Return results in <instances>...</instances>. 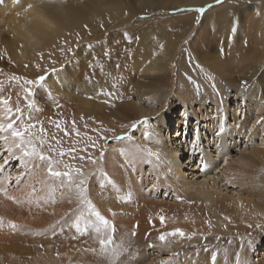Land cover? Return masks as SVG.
Segmentation results:
<instances>
[{
    "label": "rangeland",
    "instance_id": "rangeland-1",
    "mask_svg": "<svg viewBox=\"0 0 264 264\" xmlns=\"http://www.w3.org/2000/svg\"><path fill=\"white\" fill-rule=\"evenodd\" d=\"M140 1L143 0H17L16 5L4 9L7 14L6 18H10L13 14L17 21L20 15L30 8L29 6L41 4L40 8L44 10V13L50 16L52 14L51 18L59 24L56 23L57 32L52 37L50 36L48 41L40 47L33 48V53L37 55L34 59L19 50L21 42L15 40L14 33L8 27V21L2 9L0 10V101H7L6 105L0 103V124L6 126L11 122L18 130L27 128L25 140L31 139L37 151L46 157L45 160H40L38 156H24L22 147L27 148L28 151L32 149L26 144L18 147L19 140L13 138L10 131L0 132V191L4 195L9 193L15 195L29 184L30 189L28 190L31 192L29 198L33 196V199L34 197L36 200L40 199L39 202L48 201V205L40 209L37 204L33 206L37 211L33 213L37 216L35 221L40 224L43 222L42 225L31 223L36 222L31 221L28 215L21 217L24 221L28 218L25 222L21 221L20 217H18L19 221H14L9 217L0 216V243L4 242L0 245V249H4L0 250V264H264V159L253 158L248 165L240 168L243 175L250 174L251 181L256 187L255 193L259 195L256 202L261 209L259 211L255 209V214L248 219L249 221L247 220L248 223L244 221L246 222L245 228L242 226L244 230L243 228L238 230L239 232L233 236V241L225 243L222 238L227 235L229 237L230 233L219 232V223L214 220V216L209 215V208L196 204L192 199H187L186 196L170 187L168 189L159 187L157 190H152L157 183L163 180V167L157 159H154L153 154L141 148L137 140L136 125L142 119L133 123L138 116H132L131 121H125L112 115L114 109L125 105L130 107V105L142 103L143 107L150 109L151 106L147 101L152 95L158 102L166 99V105L176 106L178 101L176 102L173 97L174 92L169 93L175 85L187 83L192 87L196 85L197 88L204 87V84L210 86L207 77L195 63L188 49L191 45L195 50H199L202 42L207 39L214 43L215 48L211 54H215L216 59L206 62L204 66L212 73H215L218 68L224 74L232 72L229 77L233 83H227L225 91L230 95V106L236 109L234 106L237 102L235 99L238 84L236 79L242 77L243 72L248 70L249 65L252 64L249 59H246V56L248 57L247 48H253L255 44L264 45V0H221V2L194 0L195 6H186L180 0H162L164 5L171 7V10L164 9L160 12L149 7L141 11L140 6L143 7L144 3L138 4ZM124 2L129 7L121 6ZM179 2L183 7L177 5ZM78 4L82 12L77 11ZM229 8L233 10L230 11ZM55 9L62 11L61 17L55 14ZM201 9L203 11H199ZM94 10H98L97 13L103 15H110L109 25L104 26L101 22L103 15L96 14ZM132 10L140 14L135 20H133L135 17L130 19L133 16ZM76 12L80 13L78 20L74 15ZM228 12L232 14L230 17H234L235 13L239 15L233 23L234 26L226 20L220 21L216 27L210 26V20L214 16ZM187 13L197 15L196 19L195 17L193 19L195 24L191 27L190 33L180 41L172 35L175 32L172 26L160 29L158 32L143 33L142 30L148 27L149 23H145L142 27L137 23L150 17L151 20L158 18L157 22L163 21L164 24H170L175 17ZM94 16L97 20L93 18ZM65 19L70 20L67 23L72 25L71 31L65 29L63 25ZM96 29L101 31V37L98 40H95V35L91 33ZM83 32L90 35L85 39L89 41L86 46L79 45L80 38L84 35ZM159 32L164 33L151 35ZM167 47L170 50L176 49L174 56L171 57V54L165 52ZM81 49L85 50V53L81 52ZM20 55L24 57L23 61ZM107 58H109L108 61H106ZM64 62L68 65L62 64ZM152 67L154 71L148 69ZM74 71L81 76L79 82H75L67 73H74ZM57 74H61V79H64L65 88L58 85L57 90L48 87V78L51 76L55 78ZM227 77L224 76V78ZM225 82L227 80L219 83ZM251 86H255V83L253 82ZM119 94L121 96L117 97ZM85 98L89 100L90 108L98 114L91 111H85V113L80 111L81 108L76 105V102L84 101ZM110 98L111 100L113 98V101L116 99L117 102H110ZM244 99L238 98L237 103L240 106L238 114L240 120L242 117H249L256 110L246 97ZM107 100L109 104H106ZM208 105L207 112H210L213 104L209 102ZM8 109L11 111L9 112ZM128 111H130L129 108ZM176 112L177 119L171 124L169 129L171 134L169 132L168 136L177 141L180 138V132L184 134V124L177 134L178 121L185 122L186 119L184 120V116L181 115L182 108L177 107ZM150 119L147 121L152 124L154 121ZM190 122L191 129L195 120L191 118ZM128 124H133L131 129H128L132 135L123 136V131ZM191 132L193 131L190 130L188 139L191 138L192 141L194 135ZM244 139L245 137L242 136L237 140L240 142ZM259 139L257 138V143ZM208 141H212L211 136H206L205 142ZM244 142L237 143L238 146L233 152L231 151L234 159L240 153L248 154L251 147L257 145L256 142L255 144H249V142L244 144ZM226 143L225 148H232L233 142L230 139ZM124 145L127 146L126 149ZM61 153L64 154L61 155ZM202 157V154L197 155L195 159L188 158L186 155L181 156L185 178L189 182L202 180L200 171L204 166H201L199 162ZM134 158L140 160L139 167L138 164H132L136 162ZM216 164H219L216 170L219 172L225 161H217ZM49 166L53 172L68 173V175L53 176L49 172ZM53 178L55 182H52ZM81 180L84 184H80ZM43 182L46 188L42 186ZM223 183L221 181L219 185ZM133 185L139 194L144 195L148 202L153 203L152 206L147 204L139 206L141 219L155 220L151 227L162 229V235L129 247L126 246L124 240H117L109 245L103 260H98L97 256H91L93 251H98L102 247L92 231L98 226V221L93 226H85L83 230L76 231V228H72V237L66 239L65 230L75 224V217H88V214L96 216V212L100 214L105 197L108 202L105 205L108 207L115 204L114 206L120 210H129L128 207L136 206L132 205L134 203ZM84 186L87 188L88 197L84 196L86 193ZM98 186L102 188L100 193L96 191ZM221 188L223 194L228 193L229 195L230 187L224 185ZM112 189H114V194L111 192ZM42 193H44V198H41ZM1 194L0 198L4 196ZM81 195L84 197L82 198ZM72 196L75 204L71 202L65 208L61 206L64 201L70 202ZM109 197H112V200ZM94 202L98 207H94ZM40 210L41 213L45 211L42 213L43 219L40 217ZM50 215L54 217H50L45 223L48 227L45 225L46 228H44L46 221L42 220ZM72 217L75 221H72ZM127 217L130 218L127 213L125 215L116 214L114 219L115 221L123 219L120 221L126 222ZM28 220L30 221L27 222ZM12 225L15 227H9ZM63 225L68 227H63ZM60 226L61 229H59ZM177 230L183 231L184 235L180 236ZM170 233L177 234L170 235ZM82 234L84 240L73 243V246L78 244L79 248L70 247L68 242ZM161 236L165 237L164 240L160 239ZM171 238L173 239L170 241ZM243 250H245V255L241 256L240 253ZM254 250L258 254L254 255Z\"/></svg>",
    "mask_w": 264,
    "mask_h": 264
},
{
    "label": "bare ground",
    "instance_id": "bare-ground-1",
    "mask_svg": "<svg viewBox=\"0 0 264 264\" xmlns=\"http://www.w3.org/2000/svg\"><path fill=\"white\" fill-rule=\"evenodd\" d=\"M180 1L182 3H185L186 6H195L196 5V3L193 2L194 0H180ZM146 2H147V5H146ZM16 3H17V0H0V10L2 9V12L4 13L5 18L7 16V14L5 13L4 9H6L7 7H10L12 5H16ZM142 3H144V6L143 7H142V5L140 6L141 11H144V9L147 7H149L150 9L158 10L159 12L164 10V9L171 10V7L167 6V4L164 5V2L162 0H155V1L154 0H143V1H140V3H138V4H142ZM182 3L179 2V3H177V5L179 7L180 6L183 7ZM145 5H146V7H145ZM121 6L129 7V5L126 2H124V5H121ZM40 7H41V4L40 5L37 4V5H33V7H30L29 9H26L25 12H23V14L20 15V19H18L17 21H15L13 14H11L10 18H6V20L8 21V27L11 28L13 33H14L15 40L17 42H21L19 50L31 59H34L37 57V55L35 53H33V51H32L33 48L40 47L45 41H48L50 39V36L52 37L53 34H55L57 32V29H58V27L56 28L57 22L55 23L54 20L51 18V16H53V15L51 14V16H50L46 12L44 13V10L41 9ZM14 8L15 7H13V9ZM37 8H39V10ZM76 8H77V11H79V12L81 11V6L79 4H78V6H76ZM229 9H230V11L233 10L231 8H229ZM129 10H128V13H129ZM54 11H55V14L58 16H60L62 14L61 10L55 9ZM94 11L96 12V14H101V13H97L98 10H94ZM79 12H76L74 14L76 16L77 20L80 16ZM130 13H131V10H130ZM132 13H133V16L130 17V19H132L134 17L135 18L133 20L137 19L139 13L137 14L136 11H133V10H132ZM101 15H103V14H101ZM234 15H235L234 17H230V16H232V14L231 13L229 14V12H228L224 15H219L220 17L214 16L210 20V26L213 27V25H214L216 27L220 21H224V20L232 23V25L234 26L233 23L236 22V20L239 17V15H236V13ZM196 16L197 15L194 13L183 14L179 17H175V19H173L170 22V24H167V23L164 24L163 21L157 22L158 18H156V17H155L156 19H152V20L150 19V17H148L147 20H143L141 23H139V22H137V23L140 25V27L144 26L145 23L146 24L149 23L148 27H146L144 30H142L143 33L158 32L160 29L162 30V29H165L169 26H172L173 29L175 30V32L172 35L174 36V38H176L177 41H180V40L184 39L188 33H190L191 27L195 24V20L193 23V19H194V17L196 19ZM93 18H95L97 20L96 16H94ZM109 18H110V15H103L101 17V22L103 23L104 26L109 25V23H110ZM61 21H62V19H61ZM68 21H70V20H66L63 25H65L66 30L71 31L70 28L72 25L67 23ZM71 23H73V21ZM81 33H82V31H81ZM83 33H84V35L82 34L83 36L80 38L81 39V41L79 43L80 46H86L89 44L88 43L89 41L87 42L85 40L86 38H88V36H90L89 33H85V32H83ZM91 33H92V35H95V40H98L101 37V31L99 29H96L94 32H91ZM161 33H164V32L152 33L151 35H159ZM204 33H205V31H204ZM80 36H81V34H80ZM77 38H78V36H77ZM203 41H204V39H203ZM213 44H214L213 41H210L209 39H207L204 42H202V46L199 50H197V49L195 50L193 47H191V45H189V48H188L189 51L191 52L192 56H193L195 63L198 64L202 73L207 77L209 84L212 87H210L206 84H204V87L202 86L203 88L201 86H200L201 88H197L196 85H194L192 87V86L187 85V83H185L184 85H175L171 88V91L169 93L172 94V92H174L173 97H174L176 102L178 101V104L176 106H173L171 104L166 105V103H165L166 99L158 102L155 100V96L152 95L151 99H149V101H147L148 104L151 106L150 109L145 108V106L143 107L142 103L130 105V107L128 105H125L123 107H119L118 109L116 108L117 110L114 109V113L112 115L114 117L117 116L118 119H121V120L124 119L125 121H131L132 116L133 117L138 116V118L136 120H134L133 123L134 122L136 123L137 121L139 122L142 119L136 125L135 134H137V140L139 141L141 148L146 149L149 153L153 154L154 159H157L158 162L160 163V166L163 167V169H162L163 170L162 171L163 172L162 173L163 174V180H161L159 183H157L156 186H154L152 188V190L153 191L157 190V189H159V187H164L167 189H168V187H170L174 191L180 192L182 195L186 196L187 199L188 198L192 199L194 202H196V204H198L204 208H209V210H210L209 215L214 216V220H216V222L219 223L218 228L220 231L218 229L217 230L220 233H224V232H226L227 234L230 233L229 237H228V235L225 237V235L222 234L225 237V238H222V241H225V243H228V242H231L230 240L233 239V236H235L236 233L239 232L238 230H240L241 228H243L246 225V222H244V221H247L249 218L253 217V215L255 214L254 213L255 209H257V211H259L261 209V206L258 205V203L256 202L259 199V195L255 193L256 187H255V184L251 181L250 174L249 175H243L240 168H241V166L248 165L249 161L253 158L258 159V160L264 159V45L255 44L256 46H253V48L252 47L250 49L247 48L248 57L246 56V59H249V62L252 64L249 65L248 70L245 71V69H244L245 72H243L244 75H242V77H238V79H236L238 84L236 86L237 92L235 93V99L237 102L234 105L236 107V109H234L229 104V96L230 95L228 92L225 91V85H227V83H233V80L230 79V77H229V75H231L232 72L230 74H224V72L220 68H218L215 73H212L211 70H209L206 66H204L206 64V62H208L212 59H216L215 54H211V53H213L212 52L213 48H215V47H213ZM84 49L87 51L86 47ZM216 49H217V47H216ZM81 50H82L81 52L84 51V53H85V50H83V49H81ZM165 52L171 54V57H172L175 55L176 49L170 50L167 47V48H165ZM116 53H118V52H116ZM15 55L18 58L17 53ZM21 58H22V56H21ZM23 58L21 59L22 61H23ZM36 60H38V59H36ZM49 60H46V61L48 62ZM108 60H109V58L106 59V61H108ZM62 64L68 65L67 62H64ZM49 66H50V64H49ZM222 68H223V63H222ZM148 69H151L152 71L155 70L153 67L148 68ZM67 73L75 82L80 81L79 77H81V76L79 75L78 72L74 71V73H72V72H67ZM96 73H98V72H96ZM72 75H74V77H72ZM223 75L228 76V77L224 78ZM219 78H220V80H219ZM63 80L61 79V74H57L55 78L52 76L50 78H48L47 85H48V87H53L56 90H57V85L61 88H65ZM217 80H219V81H217ZM223 80L224 81L227 80V82H225L223 84L219 83L220 81H223ZM253 82L255 83V86H251ZM120 96L121 95L119 94V96H117V97H120ZM240 97H242V100H245L244 97H246L249 100L250 104L255 107L254 109H256L255 112L254 113L252 112V114H250L249 117L248 116L242 117L241 120L238 116V114L240 113V110H239L240 106H238V104H237L238 98H240ZM109 100H111V98ZM110 102H117V101H116V99H114V101H113V98H112V100ZM110 102H108V100H107L106 104H109ZM209 102H211L213 104V106H212V110L210 112H207V107L209 106L208 105ZM242 104L243 103L241 102V105ZM76 105L80 106V108H81L80 111L82 110L83 113H85V111H87V112L91 111L95 114H98L97 111L90 108L91 105L89 103V100H87L86 98L84 99V101H82V100L77 101ZM109 106L111 107V105H109ZM177 107H180V109L181 108L183 109V112L181 113V115L184 116V120L186 119V121L185 122L178 121V128L179 129L177 130V134L182 130L183 124H184V127H183L184 134L182 135V133L180 132V138H179V140L176 141V140H173V138H171L170 136H168V134H169V132L171 134V131L169 130L171 127V124L175 121V119H177V112H176ZM128 108L130 111H128ZM133 108L137 109V110H132ZM67 109L69 110V106H67ZM133 112H135V113H133ZM150 118L153 119V121H154V122L152 121L153 122L152 124L147 121V119H150ZM191 118L193 120H195V124L190 129L189 125L192 126V124H191V122L189 123V119H191ZM132 125L133 124H130V125L128 124L127 128L124 129V131H123L124 132L122 134L123 136L132 135V134H130V132L128 130L129 128L131 129ZM190 130L193 131V133L192 132L191 133L194 135V139L192 141H191V138L188 139V134L190 133ZM166 132H167V134H166ZM165 134H166V136H165ZM206 136H211L212 141L211 142L208 141L206 143L205 142ZM242 136L245 137V139L243 141L240 140V142H238L237 139L242 137ZM257 138H260L258 143H257ZM229 139H230V141L233 142V146H232V148H229V147L225 148V146L227 144L226 142ZM243 142H244V144L247 142H249V144H255V142H256L257 145L252 146L250 151L248 152V154L240 153L238 155V157L234 159V157H232L231 153L233 152L234 148H236L238 146L237 143L242 144ZM124 147L126 149L127 146L124 145ZM131 152H133V150ZM128 153H129V151H128ZM132 154H131V156H132ZM200 154H202L203 157L201 160H199V162H201L200 163L201 166L202 165L204 166V168L202 167L201 171H200L201 175H202L201 176L202 180L198 181V182L196 180H192V182H189L185 178L184 165L182 166L180 158L182 155L184 157L186 155V156H188V158H194L195 159V157H197V155H200ZM213 155H215V156H213ZM212 157H216V158L213 159ZM115 158H117V157H115ZM130 158H132V157H130ZM134 159H136V162L132 163V164L133 165L138 164V167H139L140 160L138 158H134ZM118 160H120V159L118 158ZM217 161H219V162L225 161L224 166L219 170V172L216 171L217 165H219V164H216ZM109 166L111 167V164ZM133 167H135V166H133ZM136 167H137V165H136ZM125 168H127V167H125ZM141 168L142 167H140V169ZM129 170H130V168H129ZM113 172H115V170H113ZM218 173H219V175H217ZM122 174H123V172H122ZM196 174H198V173H196ZM110 176H109V178H110ZM124 177H121V178H124ZM113 178H114V176H113ZM28 179H29V177H28ZM104 179H105V177H104ZM218 179H220V181H218ZM56 181H58V180H56ZM101 181H103V180H101ZM123 181H124V179H123ZM221 181L224 183H223V185L220 186L219 184ZM52 182H55V178H53ZM113 182L115 183L116 181H113ZM6 183H7V181H6ZM131 183L133 184V182H131ZM42 184H43L42 186H44V188H46V186L44 185L45 183L43 182ZM100 184H101V182H100ZM100 184H98V185H100ZM224 185L230 187L231 191H229V195H228V193L227 194L222 193L223 190L221 187H223ZM122 188L123 187H121V189ZM135 188L136 187L133 185V189H134V191H133L134 200L133 201H134V203L132 205L135 204L136 206L128 207L127 209H129V210H126V209L120 210V208L114 206L115 204L112 207H108L107 205H105V203H108L107 199L105 197L103 200V205L101 206L103 208H102V211H100V216L104 220L108 221L107 227H105V225L100 220H98L96 218V216H92L93 214H88L89 215L88 217L76 216L75 217L76 218L75 224L73 226L71 225L70 229L65 230L66 239H70L72 237V233H73L72 228H76V231H77V224L79 225V230L80 229L83 230V229H85V226H89V225L93 226L98 221L97 222L98 226L93 228L92 231H93L94 236L97 238V240H99L100 244H101L102 240L105 242L104 251L103 252L101 251V249H102V247H101L98 251H93V253H91V256H97L98 260L99 259L103 260L105 257V253L107 254V252H108L109 245L114 243L117 240H121V241L124 240L126 246L129 247L133 244L138 245L139 243L144 242L148 239H152L155 237L158 238L160 235L163 234L161 232L162 229H160V228L152 229L151 226L155 223V222H153L155 220L151 221L147 218L141 219V212L139 211L140 205L147 204V205L152 206L153 203L150 201L148 202L146 200L145 196L142 194H139L137 188L136 189ZM28 189H30L29 184H27V186L24 188V190L22 189L23 191H20L19 194L14 192V193H16L15 195L13 193H9V194L5 193L7 195H4V194H1L3 192L0 191V194L4 195L3 197L0 198V216L9 217L14 221H19L18 217H20V220L22 221L23 218H21V217L28 215L27 217L31 221H35L37 216L33 215V213L36 211L35 207L33 208V206L35 204H37L39 209H40V208L44 207L45 205H48L47 204L48 201L47 202L46 201L39 202L40 199L36 200L35 197L33 199V196H30L32 198H29V194L31 192H29ZM96 189H98L96 191H99V193H100V190H102V188L99 186ZM113 190L114 189H112L111 192H113ZM115 190H116V188H115ZM85 191H86V193H84V196L88 197L87 188L85 189ZM109 192H108V195H109ZM49 193H51V192H49ZM114 193L115 192H113V194ZM230 193H232V194H230ZM42 194H43V197H41V198H44V193H42ZM110 195H112V194H110ZM73 196L71 197L72 199H73ZM81 197H82V195H81ZM48 198L49 197H47V199ZM45 199H46V197H45ZM72 199L68 203L65 201L63 202L61 199V201L63 202V204H62L60 201L61 206H63L65 208L69 203L72 202V204H73L74 199L73 200ZM110 199L112 200V197ZM112 202H115V201H112ZM94 205H95L94 207H98L96 205V202H94ZM101 207H99V208H101ZM46 208H43V209H46ZM99 208H98V210H99ZM158 208H162V207L158 206ZM36 209H37V207H36ZM39 209H37L38 212H39ZM44 212L42 211V213H44ZM36 213H37V211H36ZM40 213H41V210H40ZM42 213L40 214V217H42V219H43ZM126 213L130 217V218L127 217L128 220H125L126 222L120 221L123 219H120V220L118 219L115 221L114 216L116 214L125 215ZM59 214H61V213H59ZM38 215H39V213H38ZM50 217H54V216L50 215L47 218H45V220H42V221H46V222H44V226L46 225L45 223H47V221L50 219ZM58 217H60V216L58 215ZM28 218H26V220ZM70 218H71V216H70ZM72 219H73V217H72ZM30 220H28L27 222H29ZM57 220H60V219H57ZM72 221H75V219H73ZM248 221H247V223H248ZM31 223H33L34 225L40 224V222H36V223L31 222ZM42 223L40 225H42ZM69 223H72V222H69ZM34 225H33V227H34ZM40 225H39V227H40ZM46 226L44 228H46ZM64 226L65 225H63V227ZM9 227H12V226H9ZM65 227H68V226H65ZM214 227H216V226H214ZM2 228H3V226H2ZM36 228H38V227H36ZM244 228H243V230H244ZM54 229H55V227H54ZM59 229H61V226ZM96 229H99V231H97ZM147 231H149V232H147ZM246 233L247 232H245V234ZM83 236H84L83 234L79 235L78 237H76L71 242H68V243H70V247H73L75 249L79 248L78 244H77V246H78L77 247V246H73V243H74V241L82 242L84 240ZM173 238H176V237H173ZM173 238H171L170 241ZM1 243H0V245H2L4 242L2 244ZM163 243H165V242H163ZM212 244H214V243H212ZM1 249L4 250L3 248H1ZM236 251H237V249H236ZM253 253H254V255L258 254L256 250H254ZM209 254H210V252H209ZM233 254H234V252H233ZM76 255H78V254H76ZM240 255L244 256L245 250H243L240 253ZM209 257H210V255H209ZM199 261H201V260H199Z\"/></svg>",
    "mask_w": 264,
    "mask_h": 264
},
{
    "label": "snow or ice",
    "instance_id": "snow-or-ice-1",
    "mask_svg": "<svg viewBox=\"0 0 264 264\" xmlns=\"http://www.w3.org/2000/svg\"><path fill=\"white\" fill-rule=\"evenodd\" d=\"M218 2H221V0H218ZM29 7H31V6H29ZM199 11H203V10L201 9ZM41 80H43V78H41ZM28 83H32V82L31 81H28ZM0 103H3V104L6 105L7 104V101H0ZM8 111L10 112L11 109H8ZM4 131H10L12 137L19 140V144L17 145L18 147H20L21 145H25L26 144L29 148L32 149L31 151H28L27 148H23L22 147L21 150H22L24 156H38L40 160H45L46 159V157L43 154H40L37 151V149L33 146L31 139L25 140V133L28 132V129L27 128H25L23 130H18L16 128H14L13 127V124L10 122L6 126L3 125V124H0V132H4ZM41 143H43V141H41ZM63 154L64 153H61V155H63ZM92 162L95 163V161H92ZM49 172L53 176H60V175L67 176L68 175V173H63L62 174L60 172H53L52 169H51V166H49ZM80 184H84V181L81 180L80 181ZM95 215H96V218L98 220H100L105 225V227H107L108 221L104 220L100 216V214L98 212H96ZM12 227H15V225H12ZM96 230L99 231V229H96ZM77 231H79V225L78 224H77ZM177 232L179 233L180 236H183L184 235V233L182 231L177 230ZM176 234L177 233H170V235H176ZM164 238H165L164 236H161L160 237L161 240H164ZM104 244H105V242L102 240L101 241V245H102L101 251L102 252L104 251Z\"/></svg>",
    "mask_w": 264,
    "mask_h": 264
}]
</instances>
